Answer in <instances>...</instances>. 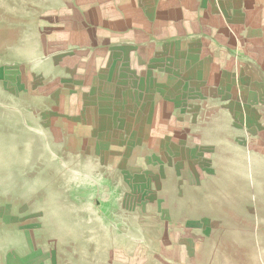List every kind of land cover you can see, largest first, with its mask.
Here are the masks:
<instances>
[{
	"label": "crops",
	"instance_id": "crops-1",
	"mask_svg": "<svg viewBox=\"0 0 264 264\" xmlns=\"http://www.w3.org/2000/svg\"><path fill=\"white\" fill-rule=\"evenodd\" d=\"M34 25L39 48L0 63V81L41 101L22 107L32 117L106 135L127 114L124 128L137 120L142 134L164 104L202 145L264 127V0H61ZM243 172L178 177L173 203L189 205L185 218L147 193L108 240L58 241L6 204L0 127V264H264L262 218L254 236L242 215L264 205V172Z\"/></svg>",
	"mask_w": 264,
	"mask_h": 264
},
{
	"label": "rangeland",
	"instance_id": "rangeland-1",
	"mask_svg": "<svg viewBox=\"0 0 264 264\" xmlns=\"http://www.w3.org/2000/svg\"><path fill=\"white\" fill-rule=\"evenodd\" d=\"M60 2L0 0V63L39 48L34 24L41 12ZM40 103L20 87L0 81L5 202L14 203L19 213L31 215L41 227L52 229L58 241L70 238L79 244L96 233L108 240L125 211L131 220L138 218L141 198L147 193L152 200H163L165 195L169 218L189 216L188 204L173 203L175 184L184 182L176 179L188 173L232 170L250 174L256 168L264 172L262 126L240 143L215 138L214 142L221 143L202 145L176 127L170 108L160 104L159 116L147 119L144 133H134L137 120L131 122L134 129L124 128L129 123L123 114L122 119L111 121L112 129L104 135L80 130L78 125L62 129L56 121L32 117L22 109ZM180 188L183 191L187 186ZM243 211L246 230L255 236L260 218L264 229V205L255 209L251 202Z\"/></svg>",
	"mask_w": 264,
	"mask_h": 264
}]
</instances>
